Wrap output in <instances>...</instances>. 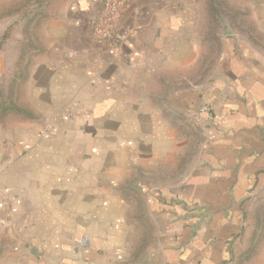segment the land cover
Listing matches in <instances>:
<instances>
[{"label":"crops","instance_id":"crops-1","mask_svg":"<svg viewBox=\"0 0 264 264\" xmlns=\"http://www.w3.org/2000/svg\"><path fill=\"white\" fill-rule=\"evenodd\" d=\"M41 1L36 119L0 111V264L264 262V49L220 30L202 77L204 0H125L108 40L101 0ZM229 1L264 35V0ZM23 41L0 44V82Z\"/></svg>","mask_w":264,"mask_h":264},{"label":"rangeland","instance_id":"rangeland-1","mask_svg":"<svg viewBox=\"0 0 264 264\" xmlns=\"http://www.w3.org/2000/svg\"><path fill=\"white\" fill-rule=\"evenodd\" d=\"M40 1L41 0H13L8 2H0V34L2 32L5 33L6 31H9V43L7 47L8 56L14 54L18 48L16 42H14L15 36L19 34L24 40L22 42V54L19 53L18 55L19 58H21L19 64L18 62H15L13 71L10 69L5 71L6 75L3 77V81L0 82V111H2V109H4L6 106H13L20 109L21 111L25 110V112L33 111L26 104V94L22 88L24 82L22 81L23 78L21 77V74L22 71H25V66L29 65L33 61L34 56L39 50H41V45L39 40H37L38 22H33L32 27L30 23L26 24V18L23 19V16L27 13V7L33 5L36 6L32 8L34 13L38 14L40 12V8L38 6ZM13 20L15 21L12 22ZM226 29H229L227 30L229 31L228 34L233 35L235 32H238L247 39V37L237 30L234 25L227 20L226 17H221L220 30L225 31ZM27 37H29V39ZM13 76H17L16 83L13 82ZM51 121L52 120L50 119L47 125H44L40 130V136L48 137L52 132H55L57 127ZM262 211L264 212V207L262 208ZM254 226L255 230L261 229V232L264 233V216L260 215ZM256 226H258V228ZM256 248L257 251L260 252V248ZM244 253V255L242 254L236 259L234 264H254V260L249 259L250 254L246 255L245 251ZM255 256H257V254H255ZM259 264H264V262Z\"/></svg>","mask_w":264,"mask_h":264},{"label":"trees","instance_id":"trees-1","mask_svg":"<svg viewBox=\"0 0 264 264\" xmlns=\"http://www.w3.org/2000/svg\"><path fill=\"white\" fill-rule=\"evenodd\" d=\"M205 6V21L202 25V37L204 44V52L201 55L198 65L196 67V72L202 75V77L207 76V74L212 70L219 54L220 50V40L218 39V33L220 31V20L221 17H226L229 22H231L234 27L244 34L247 39L254 45L264 49V35L259 33L254 27L253 23L249 20V14L247 11L236 7L229 0H204ZM9 31H6L2 38L0 39V44L9 37ZM21 60V58H20ZM18 61V64L20 62ZM22 81L24 82L26 77V71H22ZM19 77V75H18ZM17 76L13 77V82L16 83ZM2 115L5 112H10L20 119H36L31 111L25 112L13 106H6L1 111ZM256 245H250L246 249V255L250 254V260H254L255 254H258ZM250 249V250H248ZM245 253H243L244 255ZM255 256V257H254Z\"/></svg>","mask_w":264,"mask_h":264},{"label":"built area","instance_id":"built-area-1","mask_svg":"<svg viewBox=\"0 0 264 264\" xmlns=\"http://www.w3.org/2000/svg\"><path fill=\"white\" fill-rule=\"evenodd\" d=\"M103 6L102 16L99 22L94 28V33L96 36L103 40H108L112 37L113 29L115 26V21L119 14L126 8L125 0H101ZM124 39L125 36H120ZM208 111V106L204 105L200 108L199 113H206Z\"/></svg>","mask_w":264,"mask_h":264}]
</instances>
